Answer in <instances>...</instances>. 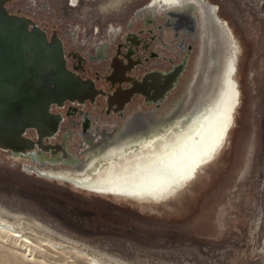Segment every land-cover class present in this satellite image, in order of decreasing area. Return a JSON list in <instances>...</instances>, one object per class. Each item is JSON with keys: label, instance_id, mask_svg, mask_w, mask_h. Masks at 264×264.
<instances>
[{"label": "rangeland", "instance_id": "rangeland-1", "mask_svg": "<svg viewBox=\"0 0 264 264\" xmlns=\"http://www.w3.org/2000/svg\"><path fill=\"white\" fill-rule=\"evenodd\" d=\"M147 1L81 0L71 10L67 0H46L42 10V4L29 6L28 0H8L6 7L9 15L30 20V28L37 24L48 38L55 35L61 39L65 52L82 58L80 64L73 56H65L67 69L82 79H91L108 94L113 90L105 79L112 69L109 58L115 56L116 48L131 30L141 41L133 54L140 58L138 68L131 73L134 76L139 78L152 68L167 70L172 61H179L180 55H170L179 38L174 32L166 33L162 19L154 25H145L139 19L130 24ZM211 1L219 6L220 15L242 42L238 64L241 104L230 142L221 155L182 197L169 200L168 206L158 203L141 209L140 205L87 194L68 183L27 175L22 172V160L13 164L0 151V220L12 223L34 241L56 243V249H36L35 258L30 260L16 251L19 246L13 241L0 242V264H89L87 256L104 264H264V0ZM111 25L120 30L110 38ZM77 27L76 42L70 33ZM165 38L172 48L161 44ZM100 40H109L111 56L99 63L91 61L88 53ZM193 56L190 54L185 76L169 93V100L181 90ZM76 102L67 100L65 107L53 106L52 112L60 114L62 121L60 136L51 139L52 144L60 143L61 136L71 131L73 138L68 137L66 144L68 149H75L82 114L90 113L92 121L104 127L122 121L120 115L106 113L105 95L84 105ZM150 108L154 104H147L140 95L128 103L125 116L132 110ZM26 137L36 139L33 131ZM250 142L254 145L250 171L242 182H236ZM44 143L50 140L46 138ZM171 166L164 171L172 170ZM228 197L231 202L224 205V229L218 235L214 217Z\"/></svg>", "mask_w": 264, "mask_h": 264}, {"label": "bare ground", "instance_id": "bare-ground-1", "mask_svg": "<svg viewBox=\"0 0 264 264\" xmlns=\"http://www.w3.org/2000/svg\"><path fill=\"white\" fill-rule=\"evenodd\" d=\"M67 2L71 10H74L81 0ZM6 13L8 14L7 11L0 9V27L4 23ZM16 17H13L15 25L20 23ZM39 30L41 29L34 24L32 32L23 38L21 44L27 67L21 69L24 72L22 71L23 76L19 78L18 84L3 92L4 100L0 104V149L9 151L12 157L22 154L41 166L46 162L56 165L59 161L55 159L54 153H50V144L45 146L43 142L55 135L62 120L60 114L51 111L53 104L61 107L66 97L72 102L80 101L92 97L94 92L92 85L66 71V64L60 58L61 50L63 55V48L59 47L61 41L54 35L52 42H49L46 34V40L43 38L45 31ZM230 38L235 54L234 65L237 68L242 54V42L233 33L230 34ZM234 87L238 88L235 82ZM231 102L234 103L233 106L231 103L228 114L220 125L216 126L217 129L203 137L201 135L204 130L200 124L203 113L198 108L189 117L182 112L181 121L175 125L167 123L160 130L146 131V135L140 140L98 144L91 150L93 154L87 156L84 161L65 153L66 163L77 167L74 171L56 174L42 171L40 168L36 170L28 168L25 170L26 174H35L39 178L62 184L68 183L71 188L87 194L140 205L141 209H149L158 203L168 206L169 200L189 190L192 183L206 172L229 144L230 129L235 123L237 113L234 107L239 103L237 91H233ZM136 129L137 127L130 123L118 137L128 139ZM218 129H221L223 134H219ZM30 130L34 131L35 140L26 137ZM35 146L49 152L50 158L42 152L31 153ZM253 152L254 145L250 142L236 182H242L248 176ZM180 158L183 160L179 161ZM171 165H174L172 170L164 171ZM229 199L230 197L216 210L214 220L218 235L224 229L223 220L226 215L224 205L231 202ZM0 239L2 243L13 241L19 246L16 251L22 252V256L30 260L35 258L36 249L40 251L44 250L43 247L56 249V243L50 240L34 241L8 221L0 220ZM87 259L89 264H104L94 257L87 256Z\"/></svg>", "mask_w": 264, "mask_h": 264}, {"label": "flooded vegetation", "instance_id": "flooded-vegetation-1", "mask_svg": "<svg viewBox=\"0 0 264 264\" xmlns=\"http://www.w3.org/2000/svg\"><path fill=\"white\" fill-rule=\"evenodd\" d=\"M38 1L28 0V5L37 3L40 6L42 4L41 9H45L47 6L46 0ZM7 2L8 0H0V9L8 12L6 7ZM71 2L74 3L75 0H71ZM100 6L102 8L105 7V5ZM138 19L145 25H154L155 21L159 19L165 22L167 28L166 33L174 32V35L178 36L179 42L176 48H172L166 38L162 40L161 44L172 48L170 55H173V53L180 55L179 61L177 63H173L172 61L170 68L167 70L152 68L138 78L131 74L138 68L140 62V58L136 59L133 55L141 43L136 32L134 33L131 30L128 34H125L122 43L116 48L115 56L112 59L111 57L109 58L111 55L108 53L109 40L96 41L94 43V49L92 50L93 52L88 53V58L91 61L99 63L109 58L112 69L111 74L106 76L105 79L113 87V90L106 94L103 89L97 88L94 81L87 79L84 81L92 85L93 96L80 101L75 100L73 103H77L76 101H78L79 104L84 105L88 100L94 102L100 95H105L106 113H116L122 117V121L112 126L104 127L100 123L93 122L90 113L82 114L78 121L76 148L73 150L68 149V145L66 144L68 137L73 138L71 131L61 136L60 143L56 145L51 143V139L60 136V122L57 132L49 139L50 143H44L45 146L50 144V153H54L55 159L59 161L56 165L46 162L41 166L38 163H33L31 159L24 157L22 154H19L17 157H12L9 151L0 149V151L4 152L13 160V164L18 165L19 160H22L21 166L23 173L26 174L27 171L25 170L28 168L35 170L36 168H40L42 171L56 174L59 172L74 171L77 167H72L66 163L64 159L65 153L66 155H73L77 159L84 161L87 156L93 154L91 150L98 146V144L109 142L119 144L140 140L146 135V131L160 130L167 123H173L175 125V123L181 121L180 116L182 112L183 114L186 113L187 117H189L198 108L203 113L200 123L202 130H204L201 135L203 137L206 133L217 129L226 114H228L229 107L232 103L231 97L233 91H237L238 93L239 103L234 107L236 112H238L241 104L242 91L238 74H236L238 67L236 68L234 65L235 54L230 38V34L233 33L236 35V33L230 23L220 15L219 6L216 3L211 0H148L142 8L135 12L130 24L132 25ZM40 29L44 30L42 28ZM79 29V27L76 29L72 28L70 33V38L76 42ZM119 30L120 28L111 25L108 31L110 38L111 36H116ZM45 34L47 39H50L46 31ZM59 40L61 41V39ZM187 40L190 42L186 46L185 43ZM122 47L127 49L126 52L121 49ZM62 48L65 59V56L69 53L65 52L63 45ZM193 48H195V51H193ZM192 53H194V56L190 64L189 74L184 78L182 88L177 96L169 100V93L173 89L178 88L180 78L185 76L187 66L189 65L190 54ZM182 54L183 56H181ZM69 55L78 59L81 64L82 58L79 55L74 52ZM84 60L86 59L84 58ZM73 73L80 77L77 72ZM125 82H127V86L124 85ZM234 82L238 86L237 89L234 87ZM140 95L147 104H154V108H150L147 111L132 110L125 116V108L128 103ZM65 103L61 107H65ZM161 105L163 107L162 109L159 108ZM52 110L53 106L51 108ZM158 110L160 111L158 112ZM236 117L237 113L234 119L235 123L230 129L231 131L236 125ZM130 123L137 127L136 132L129 136L128 139H120L118 137L119 133ZM218 133H222V130L218 129ZM36 152H42L47 158H50L49 152L38 149L37 146H35L34 151H31V153Z\"/></svg>", "mask_w": 264, "mask_h": 264}, {"label": "water", "instance_id": "water-1", "mask_svg": "<svg viewBox=\"0 0 264 264\" xmlns=\"http://www.w3.org/2000/svg\"><path fill=\"white\" fill-rule=\"evenodd\" d=\"M13 17V15L6 13L4 23L0 27V104L4 100L3 92L6 89H9L12 85L18 84L19 78L23 76L24 72L21 69L27 67V60L22 50L21 43L23 38L28 36V34L32 32L33 29V27L30 28V20L22 17H16L20 23L15 25ZM28 27L30 29H28ZM43 38L46 40L45 33L43 34ZM49 42H52V37L50 38ZM59 47L62 49V43H60ZM60 58L65 64L62 50ZM66 71L69 74L75 75V73H73L71 70L66 69ZM80 80L84 81L87 79L80 78ZM67 100L71 101L68 97H66L64 102ZM54 105L56 104H53V106Z\"/></svg>", "mask_w": 264, "mask_h": 264}]
</instances>
